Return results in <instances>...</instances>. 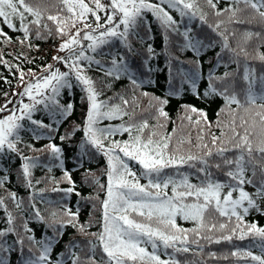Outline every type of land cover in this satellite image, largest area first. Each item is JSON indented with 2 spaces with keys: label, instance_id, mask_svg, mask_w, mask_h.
<instances>
[{
  "label": "snow or ice",
  "instance_id": "1",
  "mask_svg": "<svg viewBox=\"0 0 264 264\" xmlns=\"http://www.w3.org/2000/svg\"><path fill=\"white\" fill-rule=\"evenodd\" d=\"M203 2L212 9L215 17H225L227 14L226 18L219 19L215 23L209 22L207 14L199 8L198 0H106V2L60 0L63 7L59 8L56 14L50 12L46 14V10L39 4L34 6L28 0H0V25L14 32H21L23 35L19 43L27 42L31 49L34 47L31 42L33 38L45 40L55 35L62 41L56 49L57 53H66L63 56L59 54L52 56L55 63L44 65L39 74L32 69L25 72L18 65L15 66L16 72L19 73L18 81L22 91L13 93L20 99L11 109L7 107V104L12 103L11 100L0 106V113L5 111L9 113L0 118V155L16 153L22 162V182L32 187V169L38 166L39 157L24 155L18 147L21 142L20 130L23 127L21 121L27 119L37 128L51 129L50 124L33 118L34 113L40 110L38 106H43L49 116L67 118L71 115L74 104L72 102L61 104L60 96L65 89L71 90L76 85H81L86 92L88 103L83 128L73 125L71 130L60 139L70 140L76 132L83 131V139L77 149L80 153L77 157L78 161L88 157L90 150L93 149L106 158L107 186L100 184L98 179L91 181L105 191V199L100 201L102 209L100 231L88 230L93 224L91 216L87 223H80L79 210L72 212L66 209L64 211L66 219H61L58 227L56 221L49 225L54 228L56 236L63 235L61 229L71 225L86 238L84 246L76 241L69 242L67 256L70 258V264H182L174 256L162 259L157 254L160 245L164 249L172 248L177 253H187L190 251L189 243H198L195 239L190 241L189 230L178 227L176 223L178 216L195 222L198 227L193 228L191 232L199 239L208 242L220 243L222 240L230 242L233 237L240 240L249 236L254 240L258 238L257 243L262 249L261 255H253L249 250L240 249L232 252L231 255L250 257L256 264H264V227H258L255 223H244V217L250 211L264 214V207L261 206L264 204V75L256 76L255 70L249 67L246 60L242 75H239L238 71L225 72L221 77L209 73L208 90L203 93V97L213 95L223 97L226 107L231 112H236L240 108L248 111L251 107L259 108L261 111L255 113L251 124L248 120H242L238 125L233 117L229 125L231 135L223 131L221 136L213 135L211 146L206 143L198 145L199 153L185 154L179 149L169 151L168 141L171 139V134L162 137L163 143H161L152 139L156 135L154 132L146 140L141 135L132 136V125L98 127L103 120L122 118V115L128 113L122 112L119 105L100 100L101 93L96 89L95 81L87 73L96 66L104 76L115 80L127 75L133 85L139 87L141 81L137 80L136 73L145 74L154 71L149 62L157 55L153 45L147 43L148 40L155 39L152 35L155 29L148 19L149 13L163 31L165 54L169 56L167 67L170 83L173 78V60L175 59L180 65L184 63L178 57H172L168 51L173 34L182 37L179 49L190 50L196 57L195 60L190 61L196 66L193 72L185 71L182 66L176 69V75L181 80V89L184 83H190L195 89L196 80L201 77L202 65L199 57L204 49L213 47L211 36L196 34L194 27H188L186 23L184 31L181 32V20L185 17L189 21L196 18L198 11L201 24H207L212 32L221 38V50L230 51L231 62L239 67L240 53L243 52L245 57L248 53L243 48L239 51L231 48L228 35H225L229 33V29L225 27L220 31L221 25L248 22L237 15L246 8H250L252 14L264 22V0H231L232 6L226 8L218 7L220 0H203ZM241 3L245 9L239 7ZM101 12L103 15L100 14ZM173 12L179 14V19L172 14ZM89 16L93 19L89 20ZM48 22H52L54 30ZM33 25L35 28L32 27ZM230 35L234 36L235 31ZM245 35L250 38L252 35L260 34L246 32ZM0 38L12 42V37L2 26H0ZM137 42L146 44L143 54L134 47V43ZM116 43L120 47L113 51V45ZM129 56L141 57L137 68L131 67ZM24 59L28 63H33L27 57ZM259 59L264 62V55H260ZM221 60V54L216 53V63L219 64ZM0 63L8 67L9 71L12 70L13 66L4 59L3 55H0ZM105 63L109 66L105 67ZM57 64H63L66 70L61 71L56 67ZM26 76L29 77L27 81H25ZM238 79L244 82L243 85H238ZM213 80L219 81L222 88L218 89ZM5 82L9 83L6 79ZM177 94V92H169V95ZM144 95L149 94L144 93ZM25 97L28 103L24 102ZM121 99L123 100L122 97ZM153 100L156 101L158 118L167 119L168 113L163 106L168 100L161 97H153ZM123 103L127 105L128 101L123 100ZM232 105H236V108H232ZM183 107L189 108L187 105ZM190 111L207 119L203 110L191 106ZM220 111L223 112L225 109L222 108ZM217 115L219 116V113ZM256 117L259 118L258 121ZM187 118L191 119V117ZM217 124L219 126V121ZM160 126L163 127V124ZM147 127V121H144L138 132L142 133ZM125 132L129 133L127 141L110 139ZM27 147L33 151L49 152L58 162V166L63 169L62 179L66 180L70 187L66 189L54 187L52 191H63L66 194L75 192L76 196H81L79 191H75L76 182L72 173L65 167L64 152L61 147L53 143L46 144L42 149H33L32 145ZM129 161L138 164L142 171L139 174L134 171ZM185 166L193 172L191 174L179 172V169ZM79 167H83V164L80 163ZM166 168L176 170L175 174L165 173ZM212 169L222 172L227 180L216 179ZM48 170L51 171V168L49 167ZM192 175L199 179V183L191 182ZM94 176L95 174L90 170H85L83 183L89 184V178ZM141 178L147 179L148 183L141 184ZM2 185L3 180H0V186ZM245 185H253L255 192L250 194L245 190ZM170 186L171 195L167 191ZM235 192H238V197L233 196ZM9 198L15 201L17 209L21 208L16 193H11ZM82 199H98V197H82ZM4 203V199H0V206ZM4 212L6 226L0 230V253L18 251L19 264H67V260L63 258L64 253L55 260L49 258L53 243L51 238L36 239L32 234L34 229L28 227L26 221H22L17 226L16 218L12 213L7 208H4ZM213 212L221 217H227L226 222L219 223V230L222 232L220 236L210 234L217 228L216 223H206V214L211 217ZM52 215L55 217L56 213ZM35 216L40 218V212L36 211ZM232 218H235L236 223L228 228ZM201 229H207V232L202 233ZM10 234L15 236L12 243L7 240ZM147 246L151 247V252ZM78 248L79 253L76 251ZM210 255L216 254L210 253ZM0 264H9L6 256L0 255Z\"/></svg>",
  "mask_w": 264,
  "mask_h": 264
},
{
  "label": "trees",
  "instance_id": "2",
  "mask_svg": "<svg viewBox=\"0 0 264 264\" xmlns=\"http://www.w3.org/2000/svg\"><path fill=\"white\" fill-rule=\"evenodd\" d=\"M34 6L39 4L41 8L46 10L47 13L56 14L59 8L63 5L60 0H28ZM87 2V0H86ZM106 2V0H102ZM199 8L207 14V19L211 23H215L219 19H225V17H215L212 14V9L208 7L203 0H198ZM231 0H220L218 7L226 8L231 7ZM240 8L245 9V6L241 3ZM67 14L66 12L64 13ZM103 15V12L100 13ZM179 19V14L173 12ZM200 12H197L196 18L188 20L187 17L181 20V32L184 31V24L188 27H194L195 33L198 35H208L212 37L213 47L211 49H204L199 57L202 65L201 77L196 80L195 89H193L190 83H184L181 89L180 77L176 75V69L183 67L187 72H193L195 65L190 61L195 60L194 53L190 50L181 51L179 44L182 41V37H178L175 34L171 37V42L168 47L172 57H178L180 61L184 63L180 65L174 59L172 62V80L169 82L168 61L169 56L165 54L163 31L159 28L155 19L148 14V19L151 21L155 31L152 35L155 37L153 40H148L147 43H151L156 50L157 55L150 60V65L154 71L150 73L141 74L136 73L137 80L141 81L140 86L133 85L127 75H122L120 80H115L112 77L104 76L96 66H93L88 71V75L95 81V87L98 92L101 93L99 99L106 101L112 105H119L121 111H127V115H122V118H116L111 120H103L98 127L113 126L119 127L121 124L132 125V136L141 135L143 139H147L154 132L156 135L152 137L154 141H160L163 143L162 137H166L171 134L169 142V151L179 149L181 153H199L198 147L201 143H206L211 146V138L213 135L221 136V132L231 135L229 125L233 117H235L236 123L239 125L242 120H248L251 124L252 118L255 117L257 111L261 109L256 107L249 108L245 111L244 108L238 109L236 112H231L225 104V100L221 96H209L203 97V93L208 90L209 85V73H212L215 77H221L225 72L233 73L238 71L239 75L243 73V66L245 60L250 68L255 70L256 76L264 75V62L259 59L260 55H264V22L260 21L258 16L252 14L250 8H246L245 11L237 13V15L248 22L241 24H222L220 31H223L225 27L229 29L228 43L232 49L237 51L243 48L248 53L245 57L241 52L239 56V67L236 63L231 62L230 56L232 53L228 50H221V38L212 32L207 24H201L199 20ZM31 19V17H29ZM93 18L89 16V20ZM50 27L52 22H48ZM4 28V31L12 37V42H8L3 38H0V55H3L4 59H7L13 66L12 70L0 63V106H3L7 101L11 100L12 103L7 104V107L11 109L16 101L20 99L13 93H19L22 91V86L19 85L18 76L15 66H19L23 71L27 72L28 69H32L37 74L40 73V69L46 64H54L52 56L65 55L66 53H57L56 49L62 42L60 38L55 35L48 37L45 40L32 39L34 47L29 49L28 43H19L22 37L21 32H14L8 29L6 26L0 25ZM35 28V26H32ZM235 31V35L230 33ZM246 32L259 33L260 35H252L250 38L245 35ZM143 35V33H141ZM87 43V42H85ZM239 46V47H238ZM119 44L113 45V51L119 48ZM134 47L137 51L143 54L146 44L134 43ZM38 49V50H37ZM123 52V49H121ZM23 53V56H21ZM216 53H220L222 60L219 64L216 63ZM17 57H20L19 59ZM24 57L32 60L33 63H28ZM99 58V57H98ZM141 57L129 56V62L133 69L137 68L138 62ZM105 67L109 66L104 64ZM61 71H65L63 64H57ZM15 73V75L13 74ZM28 76L25 77V81L28 80ZM5 79L9 83L5 82ZM238 85H243V81L238 79ZM75 83V81H73ZM218 89L222 88L219 81L213 80ZM169 92H177V95H169ZM144 93L149 95L145 96ZM7 94V95H5ZM127 100L128 104L125 105L123 100ZM153 97H161L168 100V103L164 105V110L168 113L167 119L163 117L158 118L156 111V101ZM24 102L28 103L27 98H24ZM61 104L72 102L74 109L70 116L67 118H61L59 116L52 117L43 109V106H38L39 111L34 113L36 119L44 121L46 124L52 126L51 129H41L32 125L30 121L25 119L21 121L23 127L20 130L21 142L18 147L21 149L24 155L29 157H39L38 166L32 169V187H28L23 183V177L21 174V160L16 153H7L0 155V180H3V185L0 186V199H4L5 203L0 206V230H3L6 226V214L4 208H7L9 212L16 218L17 226L22 221H26L28 227L33 228L32 233L36 239H52V252L49 258L55 260L60 257L61 253H64V259L67 260V264H70V258L67 256L68 245L70 241H76L81 246H84L85 237L81 236L76 228L68 225L61 229L63 235L56 236L54 228L49 225L56 221L57 227L61 219L64 217V211L70 209L72 212L79 210V222L87 223L90 216L93 219V224L89 227L90 232L100 231V217H101V204L100 201L105 199V191L102 190L99 185L92 184V179H98L100 184L107 186V175L105 169L107 167L106 158L102 154H98L95 150H90V155L85 157L82 161H78L77 157L80 155L78 152V146L83 139V131L76 132L72 139H66L61 141L60 137L70 131L73 125H79L83 128L85 114L87 111L88 103L86 100V92L83 86L76 85L73 89H65L60 96ZM189 106L185 108L183 106ZM191 106L199 110H203L207 115V119L200 116L198 113H192L190 111ZM232 108H236V105H232ZM224 108L225 111L220 110ZM107 110V109H105ZM219 113V116L217 115ZM7 111L0 113V118L7 116ZM187 117H191L188 119ZM258 117L256 120L258 121ZM147 121L148 127L144 128L142 133L138 132V128ZM196 121H199L197 123ZM219 121V126L217 124ZM163 124V127L160 125ZM54 129V130H53ZM175 130V131H173ZM242 131V129H240ZM258 131V127H257ZM110 139L116 141H127L129 139V133L125 132L117 134ZM53 143L61 147L64 152L65 167L72 173L73 179L76 182L75 191H79L81 196H76L75 192L66 194L63 191H52L54 187L60 189H66L70 185L66 180L62 179L63 169L58 166V162L51 157V154L47 151L39 152L33 151L28 148L27 145H32L33 149H42L46 144ZM215 151V149H213ZM122 155V154H121ZM231 155V153H229ZM82 163L83 167H79ZM131 167L138 174L142 171L140 166L134 161H129ZM49 167L51 171H49ZM85 170H90L95 174L94 177L89 178V184L83 183V173ZM174 169L166 168L165 173L175 174ZM215 178L220 181H226L227 178L222 172H217L216 169H212ZM179 172L189 173L193 172L192 169L187 166L180 168ZM250 175V172H249ZM178 178V177H177ZM39 181V183H36ZM57 181L59 183H57ZM192 183H199V179L192 175ZM141 184H147L148 181L145 178L140 179ZM245 190L250 194L255 192L253 185H245ZM155 191V190H153ZM168 194L171 195V186L167 189ZM226 191V190H225ZM16 193V198L21 202V208L17 209L15 201L11 200L10 194ZM234 197H238V192L233 193ZM82 197H98V199H82ZM34 205V207H33ZM264 207V204L261 205ZM40 212V218L35 216V212ZM52 213H56L53 217ZM140 219L139 217H136ZM227 217H221L218 213H212L211 217L206 214V223H216L217 228L213 230L212 235L220 236L222 234L219 230V223L226 222ZM178 227L189 230L188 236L190 241L192 239L198 240V243H189L188 247L190 251L187 253H177L174 249H164L162 245L157 248V254L162 259H169L170 256H174L182 262V264H256L250 257L233 256L232 252L237 249L249 250L253 255H261L262 249L251 236L240 240L233 237L232 241H221L220 243L208 242L199 237L194 236L191 232L193 228L198 225L191 220H184L181 217L176 218ZM236 223L235 218L228 223V228H231ZM244 223H255L258 227H264V214L257 211H250L244 217ZM163 227V226H161ZM227 231V230H224ZM202 233H206L207 229H201ZM15 239L14 235H9L7 240L12 243ZM90 239V237H88ZM180 246V245H178ZM18 247V245L16 246ZM151 252L150 246H147ZM79 253V248L76 249ZM210 253H215V256H211ZM38 254V253H37ZM7 257L9 264H19L20 255L18 251L11 253H0ZM27 249H25V256H27Z\"/></svg>",
  "mask_w": 264,
  "mask_h": 264
}]
</instances>
